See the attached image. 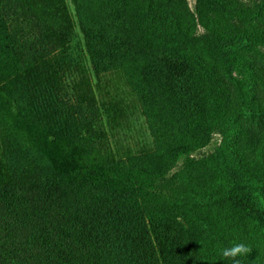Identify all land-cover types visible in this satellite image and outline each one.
Segmentation results:
<instances>
[{
  "label": "trees",
  "instance_id": "trees-1",
  "mask_svg": "<svg viewBox=\"0 0 264 264\" xmlns=\"http://www.w3.org/2000/svg\"><path fill=\"white\" fill-rule=\"evenodd\" d=\"M124 2L76 3L84 63L64 0H0V264H203L189 222L215 208L252 249L240 264H264V135L244 125L264 124V77L245 68L247 54L264 57V0H198L197 21L173 0ZM23 21L40 33L23 37ZM117 71L146 113L158 91L168 103L151 122L169 160L191 162L209 132L224 136L221 162L202 158L218 188L109 157L102 123L116 109L97 106L93 88Z\"/></svg>",
  "mask_w": 264,
  "mask_h": 264
},
{
  "label": "rangeland",
  "instance_id": "rangeland-1",
  "mask_svg": "<svg viewBox=\"0 0 264 264\" xmlns=\"http://www.w3.org/2000/svg\"><path fill=\"white\" fill-rule=\"evenodd\" d=\"M95 1L98 3L108 2V0H64L63 5L64 11L67 12L69 19L66 22V28L69 25L70 33H72L68 36V38L70 37L71 39L70 45L74 51H77L78 57H80L81 61L84 63L87 62L85 59L87 55L83 45L82 33L77 21L76 3L81 5L83 10L87 7V10L89 8L88 5L92 6ZM131 1L139 4L149 0H125L124 3L132 5L133 2ZM173 2L176 6L173 5L172 8H186L190 15L192 14L195 16L197 21L196 6L198 0H173ZM206 6L207 4L204 5V7ZM204 10L206 11L205 8ZM212 16L214 17V15ZM62 19V17L54 15L55 28L58 23L60 24ZM222 23L223 26L227 24V22ZM19 27L20 34L23 37H25L26 33L29 31L40 33L37 28L32 29L31 25L24 21L21 22ZM54 31L53 29H47L49 37L45 38V51L51 50L52 53L54 52L56 54L59 49L54 48L53 45L48 46L50 42V33H54ZM204 33L205 30L199 22H197L196 35L200 36ZM247 59L248 61L245 68L264 77V57L259 54H247ZM108 75L110 77L109 80L102 81L99 88H93V92L96 95L94 101L97 106L106 108L114 107L116 109L115 119L110 120L112 124L107 121L102 123L101 135L109 157L127 164L145 165L149 168L162 171L174 181H180L182 185H191L197 189L207 187V189H211L212 187H216L217 185H214V178L210 169L202 158L208 157L211 153H215L217 155L216 158L221 162L223 158H221L220 155L223 150L222 145L224 136L216 131L209 132L206 137V142L203 144L200 152L193 154L189 158L191 162H173L169 160L166 152L154 134L152 127L153 123L151 122L156 116H159V118L163 116L165 114L163 107L166 108L168 106L161 92L156 91L157 93H155L154 100H151V103H145L148 109L146 113V111L143 110L144 103L133 93L123 72H111ZM233 75H235V73H233ZM253 87L256 88L257 86ZM227 93L230 96L229 99L232 101L230 107L236 109L237 102L233 89L228 87ZM256 98L254 103H262L264 101L262 96L256 95ZM252 122L253 123H244L245 128L249 131L248 133L250 135L258 134V139L263 138L264 124L256 121V119ZM236 129V134L243 136L242 130H240V128ZM242 139L239 141V146L243 148L241 149L244 153L247 152L248 155L251 156L252 150L245 147L247 141H242ZM245 155L247 156V154ZM228 216L233 217L234 215L232 212L228 213L226 209L219 208L200 209L192 212L191 219L193 222L190 221L189 224L195 229L199 237V242L206 252L203 258V264H228V259L222 257L221 251L224 248L231 247L233 244L237 243L239 239L236 230H231L233 225H228L224 221ZM238 223L239 222L235 220L232 224Z\"/></svg>",
  "mask_w": 264,
  "mask_h": 264
},
{
  "label": "clouds",
  "instance_id": "clouds-1",
  "mask_svg": "<svg viewBox=\"0 0 264 264\" xmlns=\"http://www.w3.org/2000/svg\"><path fill=\"white\" fill-rule=\"evenodd\" d=\"M252 249L244 243H235L231 247L224 248L221 255L225 259L232 260L233 264H240L239 257H246Z\"/></svg>",
  "mask_w": 264,
  "mask_h": 264
}]
</instances>
